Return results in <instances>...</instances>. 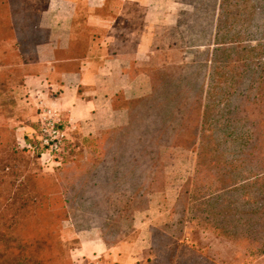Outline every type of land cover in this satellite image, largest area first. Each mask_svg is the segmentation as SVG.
<instances>
[{
    "label": "rangeland",
    "instance_id": "1",
    "mask_svg": "<svg viewBox=\"0 0 264 264\" xmlns=\"http://www.w3.org/2000/svg\"><path fill=\"white\" fill-rule=\"evenodd\" d=\"M47 1L20 0L22 9L38 17ZM147 3L148 14L133 11V5ZM123 4L119 20L113 11L117 2L110 1L108 17L118 24L115 32L123 29L129 38L141 36V49L151 47L150 59L140 67L148 74L141 76L139 92L130 90L118 98L124 102L119 103L124 107L119 137L110 129L88 138L87 155L71 139L69 159L80 158L90 168L97 158L103 159L109 171L99 177L104 182L111 181L112 167L120 165L115 170L118 179L134 182L145 192L139 205L133 204L134 197L106 195L109 208L119 215L105 230L108 239L99 218L89 221L98 227L82 232L71 220L62 222L57 264L86 260L75 259V250L82 238L95 237L110 250L121 244L132 250L148 245L151 264H264V213L259 206L264 195L256 183L244 181L252 166L264 175V0H140L120 3L118 9ZM87 16L81 11L84 28L76 32L84 37ZM41 29V38L48 37V30ZM4 35L2 28L0 37ZM17 46L14 37L0 40V73L11 76L20 59L29 64L35 60L34 51L21 53ZM21 68L9 87L0 86V103L6 104L5 111L0 109V162L10 166L4 179L12 183L38 173L54 181L56 170L41 168L26 153L19 152L14 161L10 155L12 148L19 150L17 127L28 119L29 101L18 87L26 70ZM226 174L243 187L234 190ZM103 211L99 207V213ZM251 214L256 223L246 221ZM11 217L0 215L5 224ZM181 218L182 230L175 226ZM260 229L258 237L250 234L256 243L232 232ZM113 233L117 236L109 240Z\"/></svg>",
    "mask_w": 264,
    "mask_h": 264
},
{
    "label": "crops",
    "instance_id": "2",
    "mask_svg": "<svg viewBox=\"0 0 264 264\" xmlns=\"http://www.w3.org/2000/svg\"><path fill=\"white\" fill-rule=\"evenodd\" d=\"M110 1L117 2V9L109 6ZM126 1L140 3V0L47 1L40 26L48 30L49 36L37 46L35 60L29 64L20 59V64L13 66L11 76L0 73V86L9 87L14 81L12 76H17L21 67H26L18 84L29 101L28 119L16 130L19 148L34 137L38 109L44 106L59 111L63 120L75 127L71 139L80 143V151H88V147H83L84 142L88 145V138L124 125V107L119 105L124 102H118V98L130 90L139 92V80L148 74L140 67L150 59L151 48L141 49V36L129 38L123 35V29L115 32L118 24H115L116 20L110 21L108 14L113 10L120 20L124 4L118 9L119 4ZM138 6L140 9L133 5L134 12L143 10L148 14L151 10L148 3ZM81 11L88 13L85 22L88 37L76 33L84 28L80 23ZM135 41L137 46L134 48ZM26 54H21V58L25 59ZM5 107V103H0L1 111H5ZM82 239L75 250V259L101 257L102 262L106 261L104 258L110 259L109 263L112 260L117 264H151L148 245L132 250L121 244L110 250L97 237Z\"/></svg>",
    "mask_w": 264,
    "mask_h": 264
},
{
    "label": "trees",
    "instance_id": "3",
    "mask_svg": "<svg viewBox=\"0 0 264 264\" xmlns=\"http://www.w3.org/2000/svg\"><path fill=\"white\" fill-rule=\"evenodd\" d=\"M40 21L41 17L21 8L20 0H0V31L3 28L5 34L4 37H0V40L14 37L21 53L36 52L39 43L47 38H41L43 31ZM24 34L27 35L26 40L22 39ZM37 40H41V42L38 43ZM35 41H37L36 44H34ZM123 131L124 129L120 128L110 130L117 138L119 132ZM86 145L84 142L83 147H88ZM73 148L74 146L71 145L66 155L62 157L60 166L54 169L57 172L54 181H46L43 176L35 173L14 179L15 181L12 183L5 182L4 176L7 175L10 166L0 162V172L3 173V176L0 175V215L12 214L10 221H7L8 224L0 219V264H57L59 261L58 237L62 222L71 220L75 230L82 232L98 227L96 224L89 225V223L91 224L89 221L99 218V221H103L100 226L102 227L101 231L104 233L105 239H108L105 230L112 226L110 223L119 217V215L116 216V210L109 208L110 194L113 198L117 194L134 197L133 204H140L145 188L134 185V182L123 184L118 179L121 175L115 171L120 165L112 167L114 172L110 171L111 181L104 182L102 177L99 178L101 175L109 173L104 160L100 159L99 161L97 158L90 168L88 162H82L79 157H77L78 160L69 159ZM19 152L30 155L39 163L37 153L21 148L19 150L11 149L10 155L13 161L17 159L16 156ZM84 154L87 155L88 151ZM151 165L153 168L154 164H149V167ZM88 168H90L89 171ZM134 169H136L135 166L130 167V172H134ZM247 171L248 176L244 178V181L256 183L257 191L264 195V175L253 166L249 167ZM223 175L225 173L221 174V176ZM226 176L229 183L236 182V179H231L230 175L226 174ZM131 177H135V175L132 173ZM215 178L218 182H224L221 178ZM234 184L233 189L236 191L243 187V184L240 187L238 182ZM109 186L111 189L105 191L104 189ZM126 186L128 187L126 188ZM23 191L25 192L23 193ZM179 204H181V198L178 201ZM259 206L261 213H264V198ZM99 207H103V214L99 213ZM183 207L185 208V206ZM176 211L174 210V213ZM176 213L182 214L179 210ZM250 216L246 221L256 223L253 214ZM177 220L175 226L182 230L184 221L182 218ZM260 223H264V220ZM232 232L237 238L246 240L252 239L250 234L258 237L263 233V229L253 233H249L247 230L242 232L233 230ZM113 235L114 233L109 235V240L117 236ZM234 235L231 236L234 237ZM252 241L257 242L256 239H252Z\"/></svg>",
    "mask_w": 264,
    "mask_h": 264
},
{
    "label": "built area",
    "instance_id": "4",
    "mask_svg": "<svg viewBox=\"0 0 264 264\" xmlns=\"http://www.w3.org/2000/svg\"><path fill=\"white\" fill-rule=\"evenodd\" d=\"M36 124L34 137L21 149L37 153L40 166L45 170L53 171L60 166L62 157L72 145L71 137L75 127L69 121H64L59 111L47 106L38 109ZM78 264L117 263L102 262L101 258L96 257L92 260H82Z\"/></svg>",
    "mask_w": 264,
    "mask_h": 264
}]
</instances>
